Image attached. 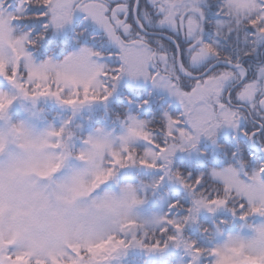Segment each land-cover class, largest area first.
Masks as SVG:
<instances>
[{
    "label": "snow or ice",
    "instance_id": "snow-or-ice-1",
    "mask_svg": "<svg viewBox=\"0 0 264 264\" xmlns=\"http://www.w3.org/2000/svg\"><path fill=\"white\" fill-rule=\"evenodd\" d=\"M33 8L44 11L33 15ZM77 12L102 30V50L81 46L62 60L36 62L29 49L42 36L15 22L45 18V30L60 31ZM5 39L15 45L0 65L10 86L0 90V264H116L130 250L163 254L170 247L183 249L188 264H218L217 243L203 247L185 229L198 224L202 211L220 209L251 235H225L227 221L201 231L209 240L222 236L234 260L264 264V222H249L264 217L256 206L264 203V160L246 159L239 140L259 142L264 152V0H0V57ZM123 77L150 81L181 110H165L155 122L128 114L119 135L95 129L79 138V148L70 120L36 134L9 116L18 99L33 107L53 99L73 113L106 104ZM225 127L237 144L220 166L199 175L177 171V152L199 153L202 137L219 147L217 133ZM129 167L162 175L119 194L94 195ZM165 181L181 186L190 206L177 200L168 205L172 214L136 215L147 190Z\"/></svg>",
    "mask_w": 264,
    "mask_h": 264
},
{
    "label": "trees",
    "instance_id": "trees-1",
    "mask_svg": "<svg viewBox=\"0 0 264 264\" xmlns=\"http://www.w3.org/2000/svg\"><path fill=\"white\" fill-rule=\"evenodd\" d=\"M41 11H44V9L33 8L31 13L36 15ZM15 23L18 26V30L30 32L33 37L42 36L37 42V45L29 49L33 53L36 62L47 59L49 56L57 61L62 60L65 55L79 49L81 46H90L97 50H102L99 39L92 37L89 29L81 24H73L66 29L63 28L57 31L51 27L47 30L44 29V24L47 23L45 18L28 19ZM92 40L94 42L96 40V42L93 43ZM125 79L126 77H123L120 80L116 92L109 98L106 104L98 102L82 108V110H86L83 117L73 116L71 108L67 109V111H62L57 106L52 108L47 107L49 111H46L44 115L49 121L55 123L57 128L62 125L59 118L71 117L70 126L77 134V139L75 141L76 145L80 143V137L87 136L89 132L98 127L108 126L109 128H116L117 130L120 129V123L115 119L117 114L124 117L128 115L129 112H134L140 119L152 120L154 122L158 121L159 117L164 112L165 97L153 91L149 86H136L130 88L125 84ZM145 100L148 101L147 104L143 103ZM135 103H138V105L136 108H133L132 106ZM239 140L244 146L245 158L248 159L249 155L246 146L248 140L243 136H240ZM236 144L237 138L235 133H231L227 136L217 133V145H219V147L213 145L207 138H204L198 145L199 153H203V155L198 153L199 156L183 158L182 156H185L186 152H179L174 158V167L180 169L184 173L199 175L201 172H205L211 167L220 166L222 160L225 158V154L230 155L235 149ZM138 146L143 147L142 144ZM252 162L255 164L258 161ZM160 174V172L143 168L129 167L119 171L116 178L118 181L117 184L107 182L104 186L118 192L119 187L125 183H132L134 185H139L141 182L150 183ZM164 196L168 198V202L164 206V214H172L175 211L170 210L168 205L177 200H180L185 208L190 206V199L183 188L167 181L154 192L148 189L146 193L148 204L151 206H154L155 200H160ZM221 221H227L226 224L221 226L226 233L237 230V228L243 224L239 219H234L231 212L227 209H220L215 214L209 213L208 217L204 216V214L199 216L198 224L187 226L185 235L197 240L203 247H211L217 242V238H215V240H209L201 229L202 227L213 229L215 225L219 224ZM249 222L253 224L258 223L259 216L251 217ZM180 253L184 254L183 249H167L162 256H159V253L149 254L142 250L140 254H130L127 261L131 264H164L166 260L176 261V257ZM136 260H139V262ZM185 260L188 261L189 257L185 256ZM201 264H206V261L202 259Z\"/></svg>",
    "mask_w": 264,
    "mask_h": 264
},
{
    "label": "rangeland",
    "instance_id": "rangeland-1",
    "mask_svg": "<svg viewBox=\"0 0 264 264\" xmlns=\"http://www.w3.org/2000/svg\"><path fill=\"white\" fill-rule=\"evenodd\" d=\"M67 26L64 27V29H66ZM79 50V49H78ZM76 50V51H78ZM125 84L130 87V88H134L136 86H149L151 87V89L153 91H156L159 95H162L165 97V99H168V101H165V105H164V111L167 110L169 113H178L181 109L179 108V104L178 102H176L172 97H170L166 91H164L163 89H157V88H154L152 83L150 81H144L143 79H140V80H131L129 79L128 77H126L125 79ZM0 90H10V86L8 85L7 81H5L3 78H0ZM138 105V103H135L133 104V108H136ZM54 106H57L59 107L62 111L63 110H66L69 109V107H66V106H62L60 104H58L55 100L53 99H48V98H41L37 104L35 105V107H33L31 101L29 100H22V99H18L17 101L14 102V104L11 106V108L9 109V116L10 118L15 121V120H21V119H30V122L32 123L33 127L37 128V129H41V128H45V127H48L49 125L51 126H54L56 127V124L53 123L52 121H49L44 113L46 111H49L47 109V107H54ZM33 111H36L38 112L39 114L35 117H33L31 115V113ZM73 111V110H72ZM86 110H80L78 112H75L73 113L72 115L73 116H79V117H83V115L85 114ZM129 114H133V115H136L134 112H129ZM137 116V115H136ZM138 117V116H137ZM139 118V117H138ZM140 119V118H139ZM60 122L62 123V125L64 124L65 121H71V117H63V118H59ZM241 127H242V124H241ZM99 128H104L106 130H111V131H114V134L116 135H119L120 132H121V127L120 129H116V128H109L108 126H101ZM94 130H92L91 132H93ZM91 132H89L88 134H90ZM218 133H221L223 135H229V134H234V130H232L231 128H221L218 130ZM87 134V135H88ZM236 134V133H235ZM204 139L203 137L201 138V140ZM141 144L143 145V143L141 142ZM256 147H258L259 149V143H256L254 144ZM81 146V144L79 143L78 145H76L77 148H79ZM260 151V150H258ZM179 152H177L176 155H178ZM185 153V152H184ZM248 155L249 157H251L252 160L254 161H260V160H264V153L263 152H258V153H255V155L250 152H248ZM194 156H199V154L197 152H193V153H185V156H182L183 158H191V157H194ZM175 158V157H174ZM72 164L75 166L78 164V162H75L73 161ZM150 171H156V172H159L157 170H150ZM162 175V172H160ZM159 176V175H158ZM157 176V177H158ZM109 182H113L114 184H117L118 181L115 179L113 181H109ZM102 189V190H101ZM101 191L99 190V192H103V191H114L112 189H109L107 188V186H102L101 187ZM148 191V190H147ZM168 202V198L166 196L162 197L160 200H155L154 201V206H151L148 204V200L146 198V202L142 205V206H139L136 210H135V214L138 215L140 218L142 219H150L153 217V215H159V214H164V206L165 204ZM202 214H204V216L208 217L209 216V213L206 212V211H202L199 216H201ZM198 216V217H199ZM261 222H264V217H259V222L258 223H261ZM258 223H254V224H258ZM245 235H251V232L249 229L247 228H242V226L238 227L237 230L235 231H231V232H228L226 233L224 230V234L227 235V234H232V233H235V232H241ZM217 242L216 243H219L223 240V237L222 236H217ZM169 249H174L172 247H170ZM142 250H139V249H134V250H130L127 255L125 257H123L121 260H118L116 262V264H131L129 261H127L128 257L130 254H133V253H141ZM163 254H159V256H162ZM139 262V260H136ZM173 263H176V264H188V261L185 260V255L183 253H180L177 257H176V261H168L166 260L164 262V264H173Z\"/></svg>",
    "mask_w": 264,
    "mask_h": 264
},
{
    "label": "clouds",
    "instance_id": "clouds-1",
    "mask_svg": "<svg viewBox=\"0 0 264 264\" xmlns=\"http://www.w3.org/2000/svg\"><path fill=\"white\" fill-rule=\"evenodd\" d=\"M34 2L37 3V4H39V3L41 2V0H34ZM14 45H15V40H12V41H8L7 39L4 40V44H3V46H4V49H5L6 55L0 57V65H4V64L7 63V56L12 54L11 52H9V49L12 48ZM17 54H18V53H17ZM123 118H124V117H121L119 114H117L116 117H115V119H116L117 121H122ZM11 120H12V119H11ZM12 122H13L14 124H16L17 126H20L21 123H23L24 127H27V128L32 129L36 134H39V133H41V132H44L46 129L49 128V126H51V125H49L48 127L41 128V129H37V128L33 127L32 123L30 122V119H21V120H15V121L12 120ZM96 129H99V127L96 128ZM16 135L22 139V136H21L20 133H16ZM73 161L77 162L76 160H73ZM73 161H72V162H73ZM243 163L246 164L247 162L244 161ZM75 166L78 167L79 165L77 164V165H75ZM177 171L179 172L180 169H177ZM91 181H92V177H88V178H87V182H88V183H91ZM129 185H132L133 187H138V185H134V184H132V183H125V184H123V185H121V186L119 187V191H118V192H117V191H107V190H106V191H103V192H97V193H95L94 195H95V196H103L105 192L119 194V193L121 192L122 189L127 188ZM68 198L71 199V196H69ZM138 198H139V199H144V193H143V192H140ZM256 206L260 209V211H261L262 213H264V203H258ZM138 207H139V206H135L134 209H133V211L135 212V210H136ZM120 218H121V219H124L125 217H124L123 214H122ZM205 229L211 231V229H209L208 227H202L201 230L203 231V230H205ZM232 234H233V235L239 234V235H241V236H243V237H247V236H249V235H245V234L240 233V232H235V233H232ZM229 247L232 248L233 251H235V249H238V248L240 247V245H239V244H236V245H234V246H231V245H230ZM224 248H225V241H221V242L217 243V245H216V249H217V252H218L219 255H220V259H219V261H218V264H246V261L243 260V259H241V260H234V259H233V255L230 254V253H226L225 250H224ZM94 251L99 252L100 249H95Z\"/></svg>",
    "mask_w": 264,
    "mask_h": 264
},
{
    "label": "flooded vegetation",
    "instance_id": "flooded-vegetation-1",
    "mask_svg": "<svg viewBox=\"0 0 264 264\" xmlns=\"http://www.w3.org/2000/svg\"><path fill=\"white\" fill-rule=\"evenodd\" d=\"M73 24H81L87 27L89 31L91 32L92 37H94L95 39H99V41H101L102 30L99 29L96 25H94L90 19H85V14L80 13V12L75 13L72 23L67 25V27L72 26ZM95 42L93 41V43ZM261 52H264V48L261 49ZM165 101H168V99H165ZM246 127H247L246 122H243L242 128H246Z\"/></svg>",
    "mask_w": 264,
    "mask_h": 264
},
{
    "label": "built area",
    "instance_id": "built-area-1",
    "mask_svg": "<svg viewBox=\"0 0 264 264\" xmlns=\"http://www.w3.org/2000/svg\"><path fill=\"white\" fill-rule=\"evenodd\" d=\"M248 150H249V152L252 154H254L255 155V153H258V147H256L254 144H249V146H248ZM264 153V152H263Z\"/></svg>",
    "mask_w": 264,
    "mask_h": 264
}]
</instances>
